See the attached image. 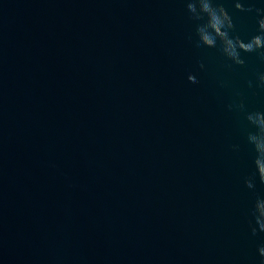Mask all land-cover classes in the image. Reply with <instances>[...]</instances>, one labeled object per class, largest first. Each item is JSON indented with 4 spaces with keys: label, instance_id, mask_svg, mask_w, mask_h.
Returning <instances> with one entry per match:
<instances>
[{
    "label": "water",
    "instance_id": "obj_1",
    "mask_svg": "<svg viewBox=\"0 0 264 264\" xmlns=\"http://www.w3.org/2000/svg\"><path fill=\"white\" fill-rule=\"evenodd\" d=\"M0 264H264V0H0Z\"/></svg>",
    "mask_w": 264,
    "mask_h": 264
},
{
    "label": "clouds",
    "instance_id": "obj_2",
    "mask_svg": "<svg viewBox=\"0 0 264 264\" xmlns=\"http://www.w3.org/2000/svg\"><path fill=\"white\" fill-rule=\"evenodd\" d=\"M207 39V38H206ZM211 41H209V43H210Z\"/></svg>",
    "mask_w": 264,
    "mask_h": 264
}]
</instances>
